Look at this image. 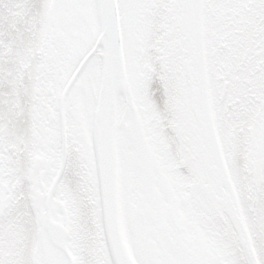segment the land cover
<instances>
[{"label": "snow or ice", "instance_id": "6c2138e0", "mask_svg": "<svg viewBox=\"0 0 264 264\" xmlns=\"http://www.w3.org/2000/svg\"><path fill=\"white\" fill-rule=\"evenodd\" d=\"M0 264H264V0H0Z\"/></svg>", "mask_w": 264, "mask_h": 264}]
</instances>
